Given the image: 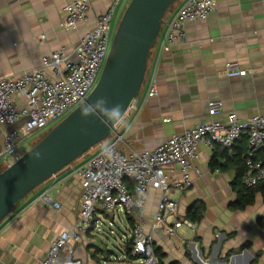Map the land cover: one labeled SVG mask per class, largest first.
Here are the masks:
<instances>
[{
	"label": "crops",
	"instance_id": "crops-1",
	"mask_svg": "<svg viewBox=\"0 0 264 264\" xmlns=\"http://www.w3.org/2000/svg\"><path fill=\"white\" fill-rule=\"evenodd\" d=\"M73 1L0 0V78L39 66L55 50L74 49L113 2L91 0L88 19L68 30L60 22L64 6ZM125 2L114 9L112 26ZM185 28L186 41L165 53L161 60L158 94L148 99L124 134L121 147L127 152L153 149L172 134L204 121H224L232 112L243 119L264 115V0H217L216 9L209 16L188 21ZM229 66L247 70V74L229 76ZM210 100L223 102V109L215 116L208 113ZM125 125L124 130L129 121ZM8 129L0 127V145ZM218 146H199L190 171L192 185L172 193L180 201L179 215H186L196 201L204 202V217L195 231L186 226L173 235L153 230L160 192L149 190L145 228L153 233L155 249L165 254L164 264H251L257 252H261L258 264H264V228L259 224V218L264 219L263 195L257 193L254 204L245 209L232 207L237 198L231 186L235 170L211 165ZM248 146L247 136H242L217 158L223 163ZM258 155L261 157L262 151ZM73 164L19 200L4 222L0 264H41L51 240L75 225L81 188L76 176L68 178ZM48 187L61 202L59 210L35 201ZM97 237L87 233L71 243L61 253L59 264H101L103 250ZM245 243L250 247L239 249ZM237 253L241 256L233 259Z\"/></svg>",
	"mask_w": 264,
	"mask_h": 264
},
{
	"label": "built area",
	"instance_id": "built-area-1",
	"mask_svg": "<svg viewBox=\"0 0 264 264\" xmlns=\"http://www.w3.org/2000/svg\"><path fill=\"white\" fill-rule=\"evenodd\" d=\"M122 1L113 0L71 51L55 50L39 66L0 78V127H9L0 145V167L20 156L27 149L29 138L60 121L87 98L107 59L113 39L114 9ZM90 3L91 0L67 3L60 25L68 30L76 29L88 19ZM177 4L169 17L164 16L141 90L123 122L112 127L108 137L93 146V151L90 148L71 163L68 178L76 176L81 188L79 215L72 228L63 229L51 240L41 264H59L61 253L71 243L80 241L87 233L100 235L102 225L108 221L114 226L117 218L125 224V230L120 236V255H115V260L162 264L153 233L145 228L148 193L152 188L160 192L153 230L161 229L173 235L186 226L195 231L197 223L179 215L180 201L172 193L192 185L190 171L201 144L210 148L232 147L242 136H247L249 149L242 182L252 187L264 181V159L257 157L264 148V115L243 119L232 112L224 121H204L172 134L153 149L127 152L121 147L125 132L138 119L145 103L159 92L158 71L164 54L186 41V22L209 16L216 9L217 0H179ZM44 37L42 34L41 38ZM227 74L244 75L247 70L229 66ZM222 109L221 100L208 102L211 116ZM128 121L129 126L124 130ZM51 189H43L35 201L59 210L61 202ZM12 212L0 222V238L4 222ZM110 233L116 231L110 229ZM100 259L106 258L101 254Z\"/></svg>",
	"mask_w": 264,
	"mask_h": 264
},
{
	"label": "water",
	"instance_id": "water-1",
	"mask_svg": "<svg viewBox=\"0 0 264 264\" xmlns=\"http://www.w3.org/2000/svg\"><path fill=\"white\" fill-rule=\"evenodd\" d=\"M176 1L129 0L98 81L87 98L0 171V222L19 200L108 137L117 124L105 126V108L119 104L123 117L126 115L141 90L164 16ZM101 98L105 103H98ZM88 105L93 106V114L83 117L80 109ZM238 256L241 254L233 259Z\"/></svg>",
	"mask_w": 264,
	"mask_h": 264
},
{
	"label": "trees",
	"instance_id": "trees-1",
	"mask_svg": "<svg viewBox=\"0 0 264 264\" xmlns=\"http://www.w3.org/2000/svg\"><path fill=\"white\" fill-rule=\"evenodd\" d=\"M178 1L179 0H177L173 5H171L169 8L170 10L168 9V11H171V9L175 6V4L178 3ZM229 149H230L229 147H224V148H221L220 146L216 147L214 149L215 156L211 162V165L212 166L215 165L216 167H219L225 171L232 169V168L235 170V177L233 178L231 182V186L233 190L237 193V198L232 203V207L237 208V209H245L248 205L254 204L257 193H261L264 198V181L252 187H248L242 182V177L246 170V159L248 156L249 146L247 148H244L243 150L233 153L226 159L225 162L223 163L219 162V159L217 158L218 153L225 154ZM260 151H262V156L260 157L257 153V157L264 159V148L261 149ZM205 210H206V206L204 202L196 201L194 204H192L189 207V209L187 210L186 216L189 217L191 220L195 221L196 223H198L204 217ZM130 221H132V219ZM259 224L261 225V227L264 228L263 218H259ZM245 247H250V244L245 243L241 247H239V249H243ZM155 250L162 261V258L165 256V254L161 252L160 249L158 248H156ZM260 256H261V252H257L256 257L251 262V264H258ZM161 263L164 264L163 261ZM171 264H176V263L173 262Z\"/></svg>",
	"mask_w": 264,
	"mask_h": 264
},
{
	"label": "rangeland",
	"instance_id": "rangeland-1",
	"mask_svg": "<svg viewBox=\"0 0 264 264\" xmlns=\"http://www.w3.org/2000/svg\"><path fill=\"white\" fill-rule=\"evenodd\" d=\"M129 0H127L125 2V5L123 7L122 13L126 7V5L128 4ZM170 10V9H169ZM172 10V9H171ZM170 11L167 12V14H165V17H168V13ZM121 13V15H122ZM121 15L117 18V20L114 23L113 26V35L112 38L114 36V33L116 31L117 25L119 23L120 17ZM152 54H150L149 60H151ZM57 122H55L54 124L49 125L48 127H46L44 130L40 131L39 133L33 135L31 138H29L28 143H27V149L30 148L34 143H36L44 134H46ZM94 147H92V149L90 151H93ZM75 162V161H74ZM73 162V163H74ZM71 165V164H70ZM4 168V166L0 167V171ZM121 215L123 216V214L121 213ZM110 229H114L116 231V233L111 234L110 233ZM102 232L100 233V235H98V244L100 246V248L103 250V252L101 253L106 259L101 261V264H103L102 262H104V264H134L135 262H122V261H117L115 260V255H120V251H119V246L121 243L120 240V236L122 235V231L125 230V224L122 222H119V219H116L115 225L114 226H110L108 221H106L105 224L102 225ZM172 241L174 243H177L176 237H172Z\"/></svg>",
	"mask_w": 264,
	"mask_h": 264
},
{
	"label": "clouds",
	"instance_id": "clouds-1",
	"mask_svg": "<svg viewBox=\"0 0 264 264\" xmlns=\"http://www.w3.org/2000/svg\"><path fill=\"white\" fill-rule=\"evenodd\" d=\"M98 103H105V100L103 98H101L100 101H98ZM92 105H88V106H82L81 107V115L83 117H89L90 115H92ZM104 112L106 114V118L108 120V124H105V126L110 125H115V124H119L123 122V114H124V110L122 108V105H113L111 108H105ZM101 123H104L103 121H101ZM36 157L39 158L40 157V153L37 152L36 153Z\"/></svg>",
	"mask_w": 264,
	"mask_h": 264
}]
</instances>
